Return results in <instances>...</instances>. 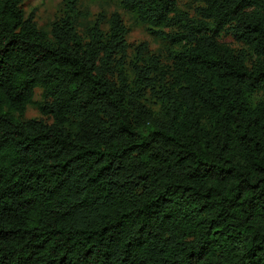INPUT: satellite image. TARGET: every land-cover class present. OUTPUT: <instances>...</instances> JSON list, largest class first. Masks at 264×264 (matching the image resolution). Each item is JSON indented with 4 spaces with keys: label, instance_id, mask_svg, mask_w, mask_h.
Segmentation results:
<instances>
[{
    "label": "trees",
    "instance_id": "16d2710c",
    "mask_svg": "<svg viewBox=\"0 0 264 264\" xmlns=\"http://www.w3.org/2000/svg\"><path fill=\"white\" fill-rule=\"evenodd\" d=\"M23 2L0 0V264H264V0H120L180 46L132 84L119 14L84 43L75 0L53 38ZM37 88L51 124L23 120Z\"/></svg>",
    "mask_w": 264,
    "mask_h": 264
},
{
    "label": "rangeland",
    "instance_id": "374dc122",
    "mask_svg": "<svg viewBox=\"0 0 264 264\" xmlns=\"http://www.w3.org/2000/svg\"><path fill=\"white\" fill-rule=\"evenodd\" d=\"M77 20L75 27L84 43L89 41L87 29L92 26L96 20L102 16L104 19L101 25L103 33L108 36L110 32V20L115 14H119L127 33L125 37L126 50L124 56H119L118 62H114L112 76L118 84L117 69L122 67L129 83L135 80V65H148L154 58L160 59L161 65L171 63V55L177 51L180 46L172 43L166 36L152 35L148 26L140 21L131 13L124 10L120 0H75ZM177 4L182 13L189 18L200 19V9L205 6L206 0H177ZM69 0H24L21 7L28 17L32 12L35 13L34 21L37 28L48 33L53 38L51 32L54 23L60 22L69 12ZM177 29H164L166 34H174ZM221 40L235 50H240L242 45L237 43L229 33H222ZM152 100V107L156 111L158 106L155 105L154 99L148 93L145 96ZM43 91L37 88L34 93V104L30 105L23 117V120H38L46 124L52 123V118L44 116L35 103H43Z\"/></svg>",
    "mask_w": 264,
    "mask_h": 264
}]
</instances>
